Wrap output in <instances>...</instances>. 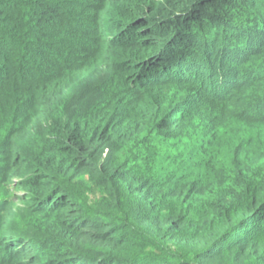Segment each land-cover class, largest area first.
Instances as JSON below:
<instances>
[{
	"label": "trees",
	"instance_id": "obj_1",
	"mask_svg": "<svg viewBox=\"0 0 264 264\" xmlns=\"http://www.w3.org/2000/svg\"><path fill=\"white\" fill-rule=\"evenodd\" d=\"M0 264H264V0H0Z\"/></svg>",
	"mask_w": 264,
	"mask_h": 264
},
{
	"label": "rangeland",
	"instance_id": "obj_2",
	"mask_svg": "<svg viewBox=\"0 0 264 264\" xmlns=\"http://www.w3.org/2000/svg\"><path fill=\"white\" fill-rule=\"evenodd\" d=\"M167 90H168V89H166V91H167ZM164 91H165V90H164ZM250 92H251V90L249 91V93H250ZM169 94H170V91L168 92V94H166V97L169 96ZM243 95H244V96H247L248 94H247L246 92H243ZM8 187H9L8 191L10 192V195H11L13 198H16L17 196H16L15 189L12 188V187H10V186H8ZM91 189L95 190L94 187H92ZM94 195H96V194H94Z\"/></svg>",
	"mask_w": 264,
	"mask_h": 264
}]
</instances>
